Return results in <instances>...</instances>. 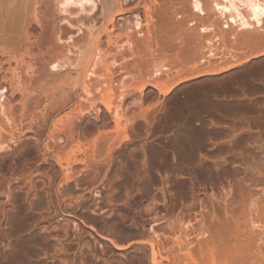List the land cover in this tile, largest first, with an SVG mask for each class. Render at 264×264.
Returning a JSON list of instances; mask_svg holds the SVG:
<instances>
[{
	"label": "rangeland",
	"instance_id": "rangeland-1",
	"mask_svg": "<svg viewBox=\"0 0 264 264\" xmlns=\"http://www.w3.org/2000/svg\"><path fill=\"white\" fill-rule=\"evenodd\" d=\"M158 1L170 21L156 19L148 42L136 40L131 13L117 18L115 45L102 37L104 51L122 64L105 77L98 63L89 82L91 97L77 87L69 101L58 99L61 90L49 80L58 73L37 52L32 68L26 54L3 65L7 83L47 95L50 108L31 99L21 104L23 91H16V110L0 114V142L10 145L0 153V264H152L148 240L164 244L175 262L182 229L191 246L202 231L228 246L252 236L253 219H264V57L185 82L166 96L146 85L163 66L174 71L161 77L164 85L199 69L226 66L231 55L241 59L264 47V34L256 28L234 43L233 27L224 28L215 0H202L207 18L193 12L192 0ZM48 8L52 59L71 43H87L85 23L97 16V0H49ZM210 24L225 42L201 32ZM210 48L216 55L211 66L199 65ZM105 78L115 85L98 94ZM90 102L94 111L79 121ZM70 108H75L71 127L65 117ZM114 110L124 115L121 127ZM13 132L20 141H9ZM51 133L61 138L58 144L48 140ZM78 144L85 153L76 151ZM58 157L61 165L70 164L71 180ZM254 234L251 263L264 252V227Z\"/></svg>",
	"mask_w": 264,
	"mask_h": 264
},
{
	"label": "bare ground",
	"instance_id": "bare-ground-1",
	"mask_svg": "<svg viewBox=\"0 0 264 264\" xmlns=\"http://www.w3.org/2000/svg\"><path fill=\"white\" fill-rule=\"evenodd\" d=\"M97 1L99 4V12L97 16L91 18L88 23H85V26L89 27L87 43L83 45H71L74 44L71 43L65 51H61L62 53L56 58L54 55V59H52L51 54H49L52 51V48H50V42L48 40V28L50 25L48 14L49 0H0V114L6 115L7 112L12 113L16 110V105L13 106L12 101L16 99V91L19 93H21L20 91H23L20 95L21 104H24V100L31 99L36 105H44L42 106L44 107V110L50 108L48 103L49 97L47 95L32 94L28 91V87L21 90L18 85L15 86L16 89H14V87L5 80L7 74L3 65L11 64V61L16 59L19 54H26L29 56V59L25 61L28 68H32V66L35 65L34 60L31 59V56L34 55L35 52L43 55L42 58L44 60L49 61L50 70L58 73L57 76L53 75L49 80L51 85L56 86L61 90L59 93L60 97L58 98L61 101H69L70 95L72 96L73 92L77 91V87H79L78 90L80 92L86 93L91 97L93 96V92L89 89V82L92 78L96 77L94 70L98 63L100 62L101 65H103V70L105 71L103 76L105 77L112 75L113 68L122 64L118 63L116 57L113 56L110 51H104L102 44V37L105 36L108 45H115L113 40L116 33V22L118 17L127 13L135 14L132 27L138 36L136 37V40L145 42H148L152 37L156 25V19H160L163 23H168L170 21L169 10L167 8H160L158 0H139L134 5H130L132 2L125 5L124 0ZM214 3L220 11V17H224L226 20L224 28L230 29L233 27L231 38L234 43L238 42L240 38L239 34L252 33L256 28L258 29V31H256L257 33L264 34V3L261 1L224 0V2H219L218 0H215ZM191 5L194 13L202 18L208 17L209 11L202 0H192ZM241 7H245L246 11H242ZM142 14L144 15V19ZM201 32L203 34L213 32L215 42H225V37L219 36L212 24L201 27ZM127 34L128 38L126 43H128L131 50H134L135 40L131 33L127 32ZM208 43L211 44L212 41L209 40ZM146 45V47L152 52L151 45ZM117 47L118 50H121L122 45H118ZM71 54L74 55V58L71 57ZM215 57L214 49L210 48L207 55L200 60L199 65L202 66L209 63V66H211V60ZM261 57H264V47L249 53V55L242 57L241 59L238 55H231L226 66H221L216 69H199L192 75L181 77L170 85L162 84L161 77L163 75H171L174 71L169 66H163V68H155L151 72L146 81V85L154 87L162 95L166 96L177 86L185 82L207 75L225 73L234 67L241 66ZM23 60H25V58H23ZM175 72L176 75L179 74V71ZM126 77L127 76H125V78ZM32 78L33 76H31V80ZM100 84L101 87L96 90L98 94H101L107 88L112 90V86L115 85V80L110 78V81H108V79L105 78L101 80ZM122 89L123 91L120 95L121 99L125 97V92L127 91L124 87ZM90 103L89 107L85 108L77 116L79 121H82L87 114L94 111L95 104L93 102ZM109 109L111 110L110 106ZM74 111L75 108H70V110L65 113V117L69 121L70 127L75 125L73 118L70 117ZM96 112H98V110ZM113 114L114 117H116L114 120L117 127H121L124 115H120L118 110H114ZM117 116L119 118H117ZM8 121L12 122L10 118H8ZM16 126L17 125H15V127ZM1 129L2 128H0V130ZM15 131L18 132L17 130ZM49 135L50 134H48V136ZM9 136V141L14 142L15 140L18 141V138H20V136L14 132ZM49 139L53 140L56 144L61 140L60 137H56L52 133L48 140ZM48 140L46 139L44 141L45 144L43 143L47 153L52 151ZM9 146L10 145L5 142H0V153L6 151ZM76 151H79V153H85L86 149H84V146L81 144H78ZM77 160L78 159L75 161ZM58 163L61 165V159L59 157ZM61 167L65 173L67 181L71 180L72 168L70 167V164L68 166L61 165ZM250 224L252 236H248L245 240L241 239L235 241L228 246L215 241L212 238H208L209 234L205 231L199 233L198 242L195 246H191L185 240L186 234L182 229L177 237V245L179 246L180 254L175 262H172L168 254L164 253L166 249L164 244L157 242L156 240H148L146 244L151 248L152 264H165L163 259H166L167 264H264V252L262 251L260 252L258 262L251 263L249 261L253 240L255 238L254 233L256 229H262L264 227V219L257 217L256 220L253 219ZM116 246L119 249L124 248V246L120 244H116Z\"/></svg>",
	"mask_w": 264,
	"mask_h": 264
}]
</instances>
